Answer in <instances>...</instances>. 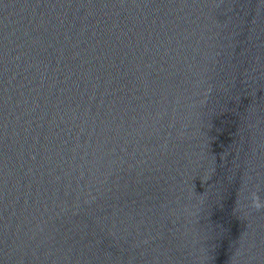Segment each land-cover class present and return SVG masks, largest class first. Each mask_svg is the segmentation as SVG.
Listing matches in <instances>:
<instances>
[{
    "label": "water",
    "instance_id": "1",
    "mask_svg": "<svg viewBox=\"0 0 264 264\" xmlns=\"http://www.w3.org/2000/svg\"><path fill=\"white\" fill-rule=\"evenodd\" d=\"M0 264H264V0H0Z\"/></svg>",
    "mask_w": 264,
    "mask_h": 264
}]
</instances>
